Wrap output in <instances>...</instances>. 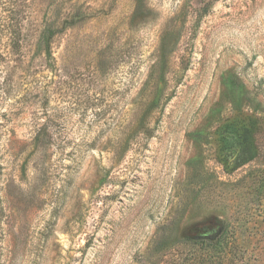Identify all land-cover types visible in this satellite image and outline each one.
Segmentation results:
<instances>
[{
    "label": "rangeland",
    "instance_id": "1",
    "mask_svg": "<svg viewBox=\"0 0 264 264\" xmlns=\"http://www.w3.org/2000/svg\"><path fill=\"white\" fill-rule=\"evenodd\" d=\"M0 264H264V0H0Z\"/></svg>",
    "mask_w": 264,
    "mask_h": 264
},
{
    "label": "trees",
    "instance_id": "2",
    "mask_svg": "<svg viewBox=\"0 0 264 264\" xmlns=\"http://www.w3.org/2000/svg\"><path fill=\"white\" fill-rule=\"evenodd\" d=\"M64 24L65 25H72V24H70V22L69 21H67V20H65L64 22H63V24H62V27H63V29L64 28H66V26H64ZM17 26H18V30H17V32L18 33H21L22 32V30H23V23H18L17 24ZM56 31L57 30H54L53 32L56 34ZM59 31V30H58ZM16 32V33H17ZM53 32L51 33V36H53ZM15 38H12V43H13V45H14V47H18V48H20V46H21V41L18 39V40H14ZM214 243H216V242H214ZM218 245V246H217ZM231 245V244H230ZM226 246H228V242H225L224 244H223V247H224V249L226 248ZM205 248L206 249H212V250H216V249H219V244H212V243H206V246H205ZM235 249V248H234ZM213 252L211 251V250H209V254H212ZM208 254V255H209Z\"/></svg>",
    "mask_w": 264,
    "mask_h": 264
}]
</instances>
